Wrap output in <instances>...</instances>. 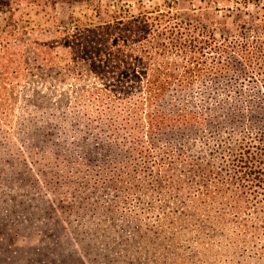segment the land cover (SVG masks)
<instances>
[{
	"label": "trees",
	"instance_id": "trees-1",
	"mask_svg": "<svg viewBox=\"0 0 264 264\" xmlns=\"http://www.w3.org/2000/svg\"><path fill=\"white\" fill-rule=\"evenodd\" d=\"M10 1L0 0V13L11 12ZM61 1L84 4L89 12L71 14L47 36L30 38V64L22 68L26 82L9 83L8 102L0 98L3 137L22 147V141L30 142L32 151L47 152L54 161L63 157L87 168L140 166L147 172L159 144H179L173 161L189 165V175L213 186L190 183L196 185L191 212L226 196L224 183L235 185L239 195L250 191L264 168L257 156L264 151V91L255 84L257 98L245 99L242 89L231 93L228 87L237 79L264 77L263 13L235 5L216 19V8L194 10L181 5L185 0H162L154 8L140 0H30L36 6ZM250 32H260V41L249 40ZM8 47L15 48L0 42V54ZM6 67L0 56V80ZM218 79L227 80L220 93L204 89L200 97L193 95L199 83ZM17 106L18 116L6 119ZM217 158H228V177L216 169ZM113 174L119 181L120 174ZM167 184L179 188L171 175ZM202 214L214 222L211 213Z\"/></svg>",
	"mask_w": 264,
	"mask_h": 264
},
{
	"label": "rangeland",
	"instance_id": "rangeland-1",
	"mask_svg": "<svg viewBox=\"0 0 264 264\" xmlns=\"http://www.w3.org/2000/svg\"><path fill=\"white\" fill-rule=\"evenodd\" d=\"M161 1L140 0L146 8L158 7ZM129 5L132 12L138 11L133 2ZM181 5L216 8V19L235 5L264 15V0H185ZM10 11L0 13V42L15 46L0 54L7 65L0 80L3 103L9 100V83L26 82L22 68L26 61L30 64V38L45 37L54 24H65L69 15L89 9L68 1L36 6L30 0H11ZM259 33L250 32L249 40L260 41ZM228 37L236 44L241 41L237 35ZM226 81L199 83L193 95L200 97L204 89L220 93ZM231 83V93L242 89L245 99L257 98L255 84L264 91V77ZM18 89L15 86L14 91ZM17 110L18 106L5 118L17 117ZM4 125L7 132L9 124ZM3 134L0 196L6 197H0V264H264V168L250 191L239 195L235 185L224 183L226 196L193 213L188 205L196 185L190 183L206 178L189 175V165L173 161L179 157L175 151L179 144H159L147 172L140 166L87 168L63 157L54 161L47 152L32 151L30 142L21 140L22 147ZM221 152L228 155L227 149ZM185 155L193 157L188 150ZM258 155L264 162V151ZM215 165L222 177H228V158H217ZM114 172L120 174L119 181ZM170 175L179 180L178 189L167 184ZM206 185L213 187L210 181ZM230 196L240 200L234 203ZM203 211L211 213L214 222L205 220Z\"/></svg>",
	"mask_w": 264,
	"mask_h": 264
}]
</instances>
